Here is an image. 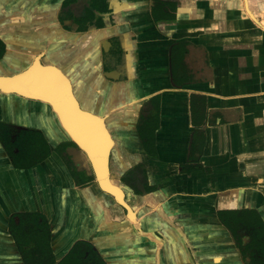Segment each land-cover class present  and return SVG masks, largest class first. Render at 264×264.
Masks as SVG:
<instances>
[{
    "label": "crops",
    "instance_id": "crops-1",
    "mask_svg": "<svg viewBox=\"0 0 264 264\" xmlns=\"http://www.w3.org/2000/svg\"><path fill=\"white\" fill-rule=\"evenodd\" d=\"M63 1L0 0V74L36 57L65 72L81 106L112 135L110 174L133 214L95 179L75 185L54 151L71 139L49 104L0 90V121L40 130L51 148L17 168L0 143V264H24L8 231L10 215L23 211L47 217L57 260L86 240L107 264H244L217 211L255 209L264 220V0H107L101 26L81 32L72 17H58ZM89 1L74 0V15ZM157 2L171 4L164 8L174 17L155 21ZM182 41L178 72L187 81L178 85L171 53ZM192 94L206 97L204 145L193 158ZM153 97L156 156L137 133Z\"/></svg>",
    "mask_w": 264,
    "mask_h": 264
},
{
    "label": "trees",
    "instance_id": "trees-1",
    "mask_svg": "<svg viewBox=\"0 0 264 264\" xmlns=\"http://www.w3.org/2000/svg\"><path fill=\"white\" fill-rule=\"evenodd\" d=\"M64 0L58 17L68 15L76 26V31H86L91 25L101 26L102 14L108 11L107 0H90L84 7L82 15H74L72 2ZM164 5L169 3L157 2L152 9L155 21L170 19V14ZM162 12V13H159ZM68 27V25H64ZM110 52L118 54L120 47L115 40ZM5 51L4 43L0 40V58ZM186 43L179 42L172 48L171 65L174 82L181 85L187 81L183 69V56ZM204 95L192 94L190 97L191 123L194 127V140L191 146V158L195 147L204 145V134L198 127L205 121ZM152 110L141 114L137 123V133L145 152L156 156L155 130L158 127L159 97L151 99ZM0 143L9 157L12 165L17 168H28L48 157L51 148L40 130L16 126L0 121ZM77 147L72 141L60 142L54 151L63 159L77 187H85L94 181V175L88 173L77 164L69 149ZM191 170V167L188 166ZM220 222L230 231L244 264H264V220L255 209L241 208L233 210H218ZM8 231L12 235L24 264H107L99 251L90 242L78 240L69 251L59 260L53 254L50 239L51 229L47 217L38 211L14 212L8 219Z\"/></svg>",
    "mask_w": 264,
    "mask_h": 264
},
{
    "label": "water",
    "instance_id": "water-1",
    "mask_svg": "<svg viewBox=\"0 0 264 264\" xmlns=\"http://www.w3.org/2000/svg\"><path fill=\"white\" fill-rule=\"evenodd\" d=\"M108 73L105 74L108 76ZM0 90L49 104L70 139L87 157L99 188L133 214L124 189L110 174L112 135L102 117L81 106L70 78L61 68L44 64L36 57L23 70L10 75L0 74Z\"/></svg>",
    "mask_w": 264,
    "mask_h": 264
},
{
    "label": "rangeland",
    "instance_id": "rangeland-1",
    "mask_svg": "<svg viewBox=\"0 0 264 264\" xmlns=\"http://www.w3.org/2000/svg\"><path fill=\"white\" fill-rule=\"evenodd\" d=\"M260 5H262L261 1H260ZM71 151L75 160L79 161V163L81 162L87 170L91 171L90 163L87 157L85 156L84 152L79 147L71 148ZM112 174H114V171L112 172ZM113 176L111 175L112 178Z\"/></svg>",
    "mask_w": 264,
    "mask_h": 264
},
{
    "label": "bare ground",
    "instance_id": "bare-ground-1",
    "mask_svg": "<svg viewBox=\"0 0 264 264\" xmlns=\"http://www.w3.org/2000/svg\"><path fill=\"white\" fill-rule=\"evenodd\" d=\"M69 136V135H68Z\"/></svg>",
    "mask_w": 264,
    "mask_h": 264
}]
</instances>
